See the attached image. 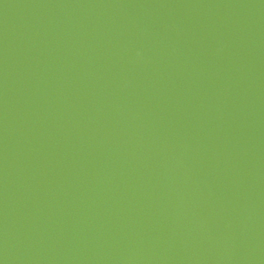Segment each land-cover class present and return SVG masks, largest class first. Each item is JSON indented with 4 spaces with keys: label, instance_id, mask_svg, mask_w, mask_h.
I'll return each instance as SVG.
<instances>
[{
    "label": "water",
    "instance_id": "water-1",
    "mask_svg": "<svg viewBox=\"0 0 264 264\" xmlns=\"http://www.w3.org/2000/svg\"><path fill=\"white\" fill-rule=\"evenodd\" d=\"M2 264H264V0H0Z\"/></svg>",
    "mask_w": 264,
    "mask_h": 264
},
{
    "label": "snow or ice",
    "instance_id": "snow-or-ice-1",
    "mask_svg": "<svg viewBox=\"0 0 264 264\" xmlns=\"http://www.w3.org/2000/svg\"><path fill=\"white\" fill-rule=\"evenodd\" d=\"M0 264H2V261H0Z\"/></svg>",
    "mask_w": 264,
    "mask_h": 264
}]
</instances>
